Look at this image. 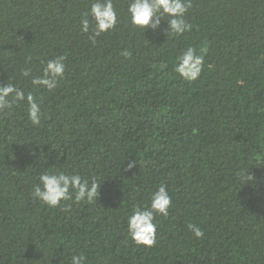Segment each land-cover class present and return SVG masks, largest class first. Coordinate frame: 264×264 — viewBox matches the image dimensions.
Returning a JSON list of instances; mask_svg holds the SVG:
<instances>
[{"label": "trees", "instance_id": "1", "mask_svg": "<svg viewBox=\"0 0 264 264\" xmlns=\"http://www.w3.org/2000/svg\"><path fill=\"white\" fill-rule=\"evenodd\" d=\"M92 2L0 0V85L41 108L38 125L24 102L0 111V264H264V0H192L179 36L134 28L113 0L118 22L94 42ZM188 47L203 50L194 82L174 71ZM59 56L56 88L34 89ZM53 168L100 183L97 201L33 199ZM162 184L168 215L136 245L127 218Z\"/></svg>", "mask_w": 264, "mask_h": 264}, {"label": "clouds", "instance_id": "2", "mask_svg": "<svg viewBox=\"0 0 264 264\" xmlns=\"http://www.w3.org/2000/svg\"><path fill=\"white\" fill-rule=\"evenodd\" d=\"M192 7V0H129L127 14L129 23L136 29H151L158 32L162 21H167L165 29L167 36H179L192 29V25L185 19V14ZM89 17L91 19H89ZM118 22L117 12L113 0H93L90 9L84 13L80 21V31L88 33L91 27L92 34L89 37L94 42L95 38L114 29ZM203 50L199 52L193 48H186L176 58L174 71L187 82H194L202 71L204 61ZM126 57L131 54L123 53ZM65 57L59 56L43 63L41 75L32 76L30 83L34 89L44 88L53 90L57 81L65 72ZM31 69H21L23 77H30ZM24 102L27 104V115L32 125H38L41 119V108L32 93H25L14 83L0 85V111L11 108L13 104ZM133 165L129 164V168ZM62 169V165L60 166ZM245 176V174L243 173ZM100 183L95 180L83 179L75 173H68L53 168L45 171L33 185L30 195L48 207H58L63 201L79 203L84 201L92 203L97 201ZM171 205V197L166 185H161L150 198L149 206L141 208L136 206L132 214L127 218V231L131 240L140 246L151 247L156 241L157 225L154 223L156 215H168ZM196 238H201L204 233L194 225L188 226ZM85 257L73 255L70 264H84Z\"/></svg>", "mask_w": 264, "mask_h": 264}]
</instances>
